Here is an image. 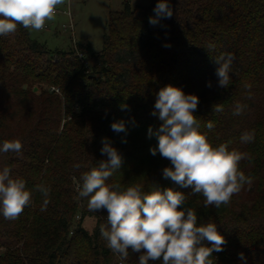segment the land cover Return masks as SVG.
Returning a JSON list of instances; mask_svg holds the SVG:
<instances>
[{
  "label": "trees",
  "instance_id": "obj_1",
  "mask_svg": "<svg viewBox=\"0 0 264 264\" xmlns=\"http://www.w3.org/2000/svg\"><path fill=\"white\" fill-rule=\"evenodd\" d=\"M157 2L131 6L126 0L122 10L111 11L103 48L78 46L83 60L73 48H49L21 25L0 36V143L19 139L23 145L19 155L0 153V168L10 167L32 191V203L17 219L0 215V264H120L100 235L106 211H88L87 198L75 190L82 172L107 159L100 151L104 138L123 158L108 183L184 192L181 207L192 208L198 224H216L227 241L213 252V264H242L240 252L246 264H264V0H168L173 16L154 26L149 18ZM225 52L235 60L222 88L212 57ZM90 58L96 64L89 68ZM169 84L199 97L194 115L213 147L227 143L246 154L239 167L253 183L227 205L205 208L203 196L163 177L170 161L150 153L157 140L148 128L162 123L151 115L156 93ZM219 103L223 111L214 112ZM238 103L247 107L233 115ZM120 120L127 134L111 129ZM244 132H254V140L242 143ZM38 184L50 188L44 211ZM90 216L96 218L91 232L83 224ZM138 255L130 251L123 264H138Z\"/></svg>",
  "mask_w": 264,
  "mask_h": 264
},
{
  "label": "clouds",
  "instance_id": "obj_2",
  "mask_svg": "<svg viewBox=\"0 0 264 264\" xmlns=\"http://www.w3.org/2000/svg\"><path fill=\"white\" fill-rule=\"evenodd\" d=\"M65 0H0V36H8L21 25L25 29L42 31L46 22L54 20L58 6ZM155 16L149 18L151 25H157L162 19L173 16L168 0H158L154 9ZM170 47V45H165ZM213 45H208L212 49ZM218 67L216 76L218 86L227 88L230 84V72L235 56L231 52L212 57ZM211 87V83L208 84ZM250 87V86H246ZM199 97L185 92L171 84L156 93L151 115L162 122L155 131L150 126L148 137H156L157 144L150 153H157L171 163L163 168V177L170 179L181 188H191L192 195L204 197L205 208H219L230 203L245 185L251 186V176L240 170V162L246 154L235 149L229 150L227 143L213 147L206 134L199 130V122L194 115L198 108ZM126 105H121L122 110ZM246 105L236 104L233 115H241ZM214 112H222L223 105H213ZM206 127H214L208 121ZM117 133L127 134L123 120L111 124ZM242 143L254 140V132H244ZM126 143L127 141H122ZM101 160L80 174L75 184L78 198H87L90 212L106 211L107 223L99 226L101 237L107 247L119 256L122 264L129 253L138 255V264H213V252H221L227 243L217 229V225L208 222L198 224L197 213L192 208H182L186 195L173 188L161 190L152 187L144 192L140 185L123 188L119 183H108L109 178L120 169L123 158L117 148L107 138L102 139ZM19 139L4 140L0 143V153L22 152ZM47 163V162H46ZM79 169L80 165H75ZM8 166L0 168V215L6 220L17 219L26 206L32 203V191L26 188L21 178H13ZM74 181L76 177H73ZM35 191L43 197L41 211L46 210L50 188L44 184L35 186ZM208 241L210 247L203 242ZM242 264L247 257L238 253Z\"/></svg>",
  "mask_w": 264,
  "mask_h": 264
},
{
  "label": "rangeland",
  "instance_id": "obj_3",
  "mask_svg": "<svg viewBox=\"0 0 264 264\" xmlns=\"http://www.w3.org/2000/svg\"><path fill=\"white\" fill-rule=\"evenodd\" d=\"M126 0H65L58 6L55 19L46 22L48 27L42 31L30 30L31 35L41 42H45L51 49L71 50L75 46L90 45L95 51L103 48L104 34L107 30V21L111 11H120ZM131 6L149 4L150 0H127ZM72 24V27H71ZM58 64L59 59L51 60ZM96 61L90 58L89 68ZM36 88V89H35ZM33 90L38 91L34 86ZM84 227L90 232L94 229L96 218L93 216L84 219ZM2 251L5 248L1 249Z\"/></svg>",
  "mask_w": 264,
  "mask_h": 264
},
{
  "label": "built area",
  "instance_id": "obj_4",
  "mask_svg": "<svg viewBox=\"0 0 264 264\" xmlns=\"http://www.w3.org/2000/svg\"><path fill=\"white\" fill-rule=\"evenodd\" d=\"M57 12H58V10H57ZM46 27H48V26L45 25L44 28H46ZM71 27H72V24H71ZM74 49L77 51V55H79V57L83 60V53L80 52V51L78 50V47H77V46H75ZM51 89H52V90H55V91H59V90H58L57 88H55V87H52ZM120 264H122V263L120 262Z\"/></svg>",
  "mask_w": 264,
  "mask_h": 264
},
{
  "label": "water",
  "instance_id": "obj_5",
  "mask_svg": "<svg viewBox=\"0 0 264 264\" xmlns=\"http://www.w3.org/2000/svg\"><path fill=\"white\" fill-rule=\"evenodd\" d=\"M36 89V88H35Z\"/></svg>",
  "mask_w": 264,
  "mask_h": 264
}]
</instances>
